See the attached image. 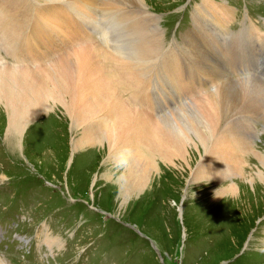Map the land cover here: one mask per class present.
<instances>
[{
	"label": "rangeland",
	"instance_id": "1",
	"mask_svg": "<svg viewBox=\"0 0 264 264\" xmlns=\"http://www.w3.org/2000/svg\"><path fill=\"white\" fill-rule=\"evenodd\" d=\"M146 1L147 11L158 16L163 29V48L175 52L181 46L186 51L187 42L193 43L186 37L188 33L200 31L203 39L204 33H210L204 46L213 59H205L203 69L190 65V76L211 72L220 78V84L234 83L230 86L235 89L246 80L249 86L264 91V0H210L232 12L229 28L234 35L223 34V38L219 34L224 30L212 25L213 14L202 6V0ZM67 8V3L66 8L59 6L49 18L56 20L59 13V18L70 17L71 12L70 18L80 21ZM95 12L101 14L97 8ZM18 17L24 22L22 31L34 20L26 9ZM95 19L99 24V16ZM87 24L92 31L82 24L73 34L61 22L55 29L43 30L42 48L51 52L65 37L73 35L75 43L88 33L92 35L88 44L126 41L122 30H112L105 40L101 31L95 33L102 26ZM6 40L0 44H11ZM1 55L11 62L10 54L2 50ZM260 101L264 105V97ZM250 108L244 107L231 125L243 134L246 129L251 136L256 133L257 148L264 151V112ZM56 113L39 117L38 121L44 117L42 122L27 128L19 143L10 139L15 133L6 137V123L0 119V264H264V196L257 203L254 199L248 203L244 197L232 205L230 200L235 202L239 196L229 195L223 204L212 197L214 182L201 180L187 186L183 168L171 172L160 165V176L154 175L144 189L132 191L122 204L115 179L125 169L124 163L107 166L106 149L100 157L97 149L84 152L88 146L72 154L66 118L62 112ZM257 165L256 158L249 155L244 168L254 176L253 183H259L254 175ZM107 175L112 179L107 181ZM235 181L241 194H252L245 179Z\"/></svg>",
	"mask_w": 264,
	"mask_h": 264
},
{
	"label": "bare ground",
	"instance_id": "2",
	"mask_svg": "<svg viewBox=\"0 0 264 264\" xmlns=\"http://www.w3.org/2000/svg\"><path fill=\"white\" fill-rule=\"evenodd\" d=\"M202 2L213 14L212 25L224 30L220 37L234 35L229 28L232 12L228 6ZM66 3L67 10H73L80 21L70 18L71 12L70 17L59 18V13L56 20L49 18L59 6L66 8ZM147 7L146 0H0V42L8 39L6 42L11 43L0 44V119L6 123V137L15 133L10 139L19 143L27 128L42 122L44 117L38 121L39 117L55 116L59 111L67 121L72 154L88 146L84 152L97 149L100 157L106 149L107 166L124 163L125 169L115 179L122 204L132 191L149 185L159 174L160 165L171 172L183 168L187 186L201 180L214 182L217 188L212 189V197L219 202L226 204L224 197L229 195L239 196L235 202L230 200L232 205L244 197L248 203L263 200L264 151L257 148L256 133L251 136L246 129L243 134L231 125L233 117L246 106L256 113L264 112L260 101L263 89L249 86L246 80L234 89L232 83L220 84L217 75L206 71L198 78L190 76V65L203 69L205 59H213L204 46L210 33L203 34L205 39L200 31L188 33L186 37L193 43L188 39L186 51L180 50V45L177 50L173 47L176 53L165 49L158 16ZM23 9L31 10L34 18L24 31V22L18 17ZM59 22L74 29H68L73 34L83 28L79 25L86 24L88 30L91 27L87 23L100 25L95 33L101 31L105 40L112 36V30L119 29L126 41L88 44L92 36L88 33L74 43V36L69 35L61 46L46 52L41 45L42 31L57 28ZM149 22L153 25H146ZM206 24L200 25L204 31ZM2 50L11 55V62L1 55ZM171 88L176 89L171 92ZM65 118L58 119L65 122ZM47 131L42 130L43 135L49 136ZM249 155L258 161L254 175L259 183H253L254 176L244 168ZM105 178L112 179L108 175ZM237 178L251 184V195L239 192Z\"/></svg>",
	"mask_w": 264,
	"mask_h": 264
}]
</instances>
